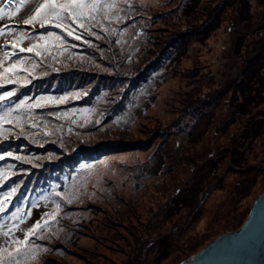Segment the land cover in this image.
Returning a JSON list of instances; mask_svg holds the SVG:
<instances>
[{
  "label": "rangeland",
  "instance_id": "1",
  "mask_svg": "<svg viewBox=\"0 0 264 264\" xmlns=\"http://www.w3.org/2000/svg\"><path fill=\"white\" fill-rule=\"evenodd\" d=\"M100 3L70 36L0 0V249L47 220L12 264H180L264 192V0Z\"/></svg>",
  "mask_w": 264,
  "mask_h": 264
},
{
  "label": "snow or ice",
  "instance_id": "2",
  "mask_svg": "<svg viewBox=\"0 0 264 264\" xmlns=\"http://www.w3.org/2000/svg\"><path fill=\"white\" fill-rule=\"evenodd\" d=\"M20 4L23 5L24 0H19ZM9 3H12V0H9ZM33 7L30 9L31 14L27 15L26 19H23L22 23L24 25L35 26L39 25V27L44 28L46 24L51 23L52 26L56 28H64L67 30L68 35H73V31L71 30V23L75 21H86V20H94V13H98L100 9L103 8H112L114 5L112 4H101L100 0H32ZM20 12V8H17L15 12L13 11H4L0 8V20H3L5 17H14L17 13ZM83 26V25H82ZM5 35L4 29H0V36ZM27 36L26 32H20L18 36L14 39L12 43V47L16 48L22 40ZM47 36L50 38H54L57 41L62 40V37L59 35L49 32ZM75 39H80L79 36L74 37ZM38 45H32L27 48L20 47V52H33L34 49L38 48ZM5 57H8V53H4ZM13 56L16 55L15 52L12 53ZM36 55H42V52L36 51ZM23 63L22 60L12 61L10 66L4 67L3 62H0V87L4 86L5 77H7V83H15L13 79V73L20 71V65ZM26 70V69H23ZM16 95V91H6L0 93V102H4L11 97ZM51 99V98H49ZM63 99V98H61ZM40 103L37 102L34 105H26L25 100L21 99L18 104H16V109H21L22 107H40ZM13 111L12 109H6L5 114L7 115ZM4 117L0 116V123H2ZM7 155H11V153H7ZM4 155H0V160H3ZM19 159V157H17ZM16 192V189L13 188L12 192L7 193L8 197H11L13 193ZM4 202L0 201V213L5 211ZM47 227V220L42 224L39 220H37L31 227H29L24 233L23 240H14L13 243L17 245L15 249L6 248L0 249V264H4L5 254L7 256L8 264H12L13 255L18 257L21 253L20 246H27L29 243H33L30 241V236L36 234L38 231H43V229ZM39 247V246H36Z\"/></svg>",
  "mask_w": 264,
  "mask_h": 264
},
{
  "label": "water",
  "instance_id": "3",
  "mask_svg": "<svg viewBox=\"0 0 264 264\" xmlns=\"http://www.w3.org/2000/svg\"><path fill=\"white\" fill-rule=\"evenodd\" d=\"M240 230L223 233L180 264H264V192Z\"/></svg>",
  "mask_w": 264,
  "mask_h": 264
},
{
  "label": "trees",
  "instance_id": "4",
  "mask_svg": "<svg viewBox=\"0 0 264 264\" xmlns=\"http://www.w3.org/2000/svg\"><path fill=\"white\" fill-rule=\"evenodd\" d=\"M57 90H58V88H54V87H52L51 90H50V93H54V92L57 91ZM77 104H78V102H77ZM77 104H76V105H77ZM73 114H74V113H70V114L67 113V118H70L71 116H73ZM66 120H67V119H66Z\"/></svg>",
  "mask_w": 264,
  "mask_h": 264
}]
</instances>
